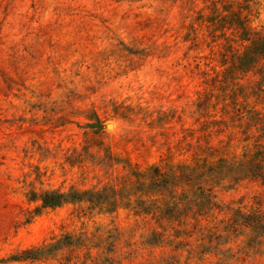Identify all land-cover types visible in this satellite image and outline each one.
Listing matches in <instances>:
<instances>
[{
    "label": "rangeland",
    "instance_id": "rangeland-1",
    "mask_svg": "<svg viewBox=\"0 0 264 264\" xmlns=\"http://www.w3.org/2000/svg\"><path fill=\"white\" fill-rule=\"evenodd\" d=\"M262 69L264 0H0V264H264V231L240 224L264 187L214 183L219 210L167 221L135 177L207 142L209 162L253 150ZM74 190L102 202L43 207ZM66 235L86 246L20 257Z\"/></svg>",
    "mask_w": 264,
    "mask_h": 264
},
{
    "label": "trees",
    "instance_id": "trees-1",
    "mask_svg": "<svg viewBox=\"0 0 264 264\" xmlns=\"http://www.w3.org/2000/svg\"><path fill=\"white\" fill-rule=\"evenodd\" d=\"M244 30L248 31L245 27ZM252 42V47L248 48L244 54L240 55L237 51V62L233 68L237 69L238 72L245 73L254 64L259 63L257 49L260 44L257 39L252 40ZM261 71L263 77L259 82L258 90L264 92V69ZM250 127L257 128L256 134H248L246 132L247 138L245 141H252L253 150L244 153L243 157L238 160L220 158L217 162H209L207 156H213L214 153L213 147L207 142L204 148L198 146L200 153L193 154L194 157L196 156L194 159L198 158L199 155L202 156V158L198 159L199 162L197 161L194 164L182 163L168 169L167 167L157 165L148 174L138 173L135 175L137 179L136 184L146 187V183L149 181V188L153 190L152 192L159 195L158 199L154 200L155 207L153 209L158 210L161 219L171 221V219L179 217L182 213L189 214L193 212L201 216L210 211L219 210L214 200L215 197L212 196V187L214 183L218 184L223 180L237 183L249 181L258 183L264 187V115L261 116L260 113L255 111L253 113L250 112L248 121L246 122L247 131H249ZM203 183L208 186L204 187ZM150 192L147 191V193ZM147 193L143 194L147 195ZM86 194H93L92 199L91 197L87 199ZM102 194L103 192L100 191L92 193L90 191L74 190L68 196V194L59 191H45L41 196V200L44 208L59 207L69 201H88L98 204L102 202L100 197ZM142 208L146 214L157 212L150 209L149 206ZM194 209L198 211H192ZM240 218L241 225L253 231H264V214L261 210L250 215L243 214ZM75 246H86V239L73 241L70 235H66L62 240L49 246L45 245L26 249L20 257L24 260L38 261L50 257L66 248Z\"/></svg>",
    "mask_w": 264,
    "mask_h": 264
},
{
    "label": "water",
    "instance_id": "water-1",
    "mask_svg": "<svg viewBox=\"0 0 264 264\" xmlns=\"http://www.w3.org/2000/svg\"><path fill=\"white\" fill-rule=\"evenodd\" d=\"M108 129H111V124H108Z\"/></svg>",
    "mask_w": 264,
    "mask_h": 264
}]
</instances>
